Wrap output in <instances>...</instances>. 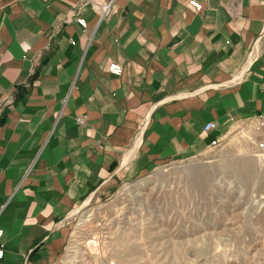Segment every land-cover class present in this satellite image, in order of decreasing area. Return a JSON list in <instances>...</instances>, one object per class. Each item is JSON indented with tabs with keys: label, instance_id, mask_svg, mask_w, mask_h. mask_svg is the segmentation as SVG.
Returning a JSON list of instances; mask_svg holds the SVG:
<instances>
[{
	"label": "crops",
	"instance_id": "1",
	"mask_svg": "<svg viewBox=\"0 0 264 264\" xmlns=\"http://www.w3.org/2000/svg\"><path fill=\"white\" fill-rule=\"evenodd\" d=\"M189 1L114 0L99 20L85 0H0V264H54L88 195L264 114V0Z\"/></svg>",
	"mask_w": 264,
	"mask_h": 264
},
{
	"label": "rangeland",
	"instance_id": "2",
	"mask_svg": "<svg viewBox=\"0 0 264 264\" xmlns=\"http://www.w3.org/2000/svg\"><path fill=\"white\" fill-rule=\"evenodd\" d=\"M257 139L238 129L202 155L119 180L113 193L90 202L89 210L104 209L103 223L80 221L89 210L73 218L54 264H264Z\"/></svg>",
	"mask_w": 264,
	"mask_h": 264
},
{
	"label": "built area",
	"instance_id": "3",
	"mask_svg": "<svg viewBox=\"0 0 264 264\" xmlns=\"http://www.w3.org/2000/svg\"><path fill=\"white\" fill-rule=\"evenodd\" d=\"M85 1L91 2L92 5H94L98 8V10L100 12L99 20H101L109 11L114 0H107V1H102V2H96L95 0H90V1L85 0ZM189 6L191 8H193L195 11L200 10V8H201L200 4L195 0H190ZM76 22L83 27L85 26V21L81 17H77ZM107 70L114 75H121L122 74V68L118 63H110L107 67ZM261 87H262V90L264 92V73H263V76L261 78ZM85 121H86L85 116H80L77 118V122L81 125L84 124ZM247 125H248V127H245L243 129V130H245V132H247V133L253 132L255 135H258V139L255 141V149L257 151H264V114L259 115L252 122L251 121L247 122ZM215 126L216 125L213 121H209V122L205 123V125L203 127V131L208 132V131L214 129ZM250 134H252V133H250ZM219 145H220L219 139H214L210 143L211 147H218ZM93 198H97V199H95V202L98 203L97 200H99V198L97 196H94L93 194L88 195L78 206L74 207L70 211L69 215L64 217L63 221H61L58 224V226L67 225V226H69V229H70L71 228L70 224H71L73 218L77 217L79 214H80V216H83L87 212V210H89V207L91 205L90 202L92 201ZM101 211H104V209L101 208L100 205H96L95 208H91L89 210L85 219L87 220L89 218L96 217L95 221H97V224L100 225L101 223H103L102 217H97L96 215L98 212H101ZM100 214H102L104 216L106 215L103 212H101ZM100 214H98V216H100ZM85 219H83V220H85ZM83 220H80V221H83ZM83 222H86V221H83ZM71 235H72V232L69 231V235H68L67 240H69L71 238ZM1 237H2V230L0 229V258H2V256H3V247H4L3 242L1 240Z\"/></svg>",
	"mask_w": 264,
	"mask_h": 264
},
{
	"label": "bare ground",
	"instance_id": "4",
	"mask_svg": "<svg viewBox=\"0 0 264 264\" xmlns=\"http://www.w3.org/2000/svg\"><path fill=\"white\" fill-rule=\"evenodd\" d=\"M97 217H101V215L100 216H98V214L96 215ZM96 218V217H95ZM94 218H89V219H85V220H83V221H86L85 223H88L89 221H92ZM95 220V219H94Z\"/></svg>",
	"mask_w": 264,
	"mask_h": 264
}]
</instances>
